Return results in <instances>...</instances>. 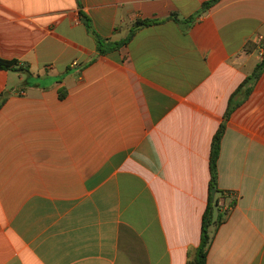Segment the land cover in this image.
Here are the masks:
<instances>
[{
	"label": "crops",
	"instance_id": "1",
	"mask_svg": "<svg viewBox=\"0 0 264 264\" xmlns=\"http://www.w3.org/2000/svg\"><path fill=\"white\" fill-rule=\"evenodd\" d=\"M209 1L0 0V56L26 69H0V264H193L222 124L234 205L207 264H264V72L225 119L264 0ZM81 13L107 48L158 22L101 54Z\"/></svg>",
	"mask_w": 264,
	"mask_h": 264
},
{
	"label": "trees",
	"instance_id": "2",
	"mask_svg": "<svg viewBox=\"0 0 264 264\" xmlns=\"http://www.w3.org/2000/svg\"><path fill=\"white\" fill-rule=\"evenodd\" d=\"M219 1L220 0H210L209 2L205 3L202 10L198 13L197 16L205 13L207 10H209L211 7H213ZM81 16L83 18V22L86 25V27L89 29V31L91 33H93L95 35V37L97 39V43H98V49H99V52L101 54H105L107 52L116 50V49L120 48L122 45L128 44L130 42V40L132 39V37L134 36V33L137 29H139L140 27L148 26L152 23L158 22L157 20H153V19H145V20L137 21L133 27L134 29H133L131 35L126 40L121 41V42H116V43H114V45L112 47L107 48V45H106L107 41H104L103 39H101L93 31V26H92V23H91V20L89 19V17L87 15H85L84 13H81ZM193 20H195V17H192L189 20V22H192ZM0 69L11 70V71H13V70L25 71L26 70L24 67L21 66V64L18 60H16V59L9 60V59H5L1 56H0ZM263 72H264V59L262 62H260L257 65L253 74L251 76H249L248 78H246L241 83V85L239 86L237 91L230 98L228 110H227V113L225 115V119H228V117L230 116L232 111L239 105V103L234 101L235 96L243 90L244 86H247V85H249L248 92L250 93L253 90L254 85L258 82V80L262 76ZM0 106H1V104H0ZM224 131H225V124H222L220 126L218 132L214 136L213 142H212V151H211L212 184L211 185H212V190L215 189L218 194L214 197L213 196L210 197L208 207H207L205 214H204L201 243H200V246H199V249L197 252L196 259L193 262V264H207L208 249H209L210 243H211L212 238H213V236L211 235L210 229L212 226H214V225L218 226L223 221H225L226 216L228 215L229 207L232 206V204L234 205V201H232V203H230V205H228L227 209H225L224 206L220 205V199L224 198L225 201H227L228 196L224 195L223 192H221L217 189V183H216L217 173H218V159H219V156L221 153V142H222ZM216 208L219 210V215L217 218H215V209Z\"/></svg>",
	"mask_w": 264,
	"mask_h": 264
},
{
	"label": "built area",
	"instance_id": "3",
	"mask_svg": "<svg viewBox=\"0 0 264 264\" xmlns=\"http://www.w3.org/2000/svg\"><path fill=\"white\" fill-rule=\"evenodd\" d=\"M77 63H74V65H76ZM220 205L224 206V208L226 209V201L224 198L220 199Z\"/></svg>",
	"mask_w": 264,
	"mask_h": 264
},
{
	"label": "rangeland",
	"instance_id": "4",
	"mask_svg": "<svg viewBox=\"0 0 264 264\" xmlns=\"http://www.w3.org/2000/svg\"><path fill=\"white\" fill-rule=\"evenodd\" d=\"M218 215H219V210L216 208V209H215V218H217Z\"/></svg>",
	"mask_w": 264,
	"mask_h": 264
},
{
	"label": "water",
	"instance_id": "5",
	"mask_svg": "<svg viewBox=\"0 0 264 264\" xmlns=\"http://www.w3.org/2000/svg\"><path fill=\"white\" fill-rule=\"evenodd\" d=\"M213 197L216 195V190L212 191Z\"/></svg>",
	"mask_w": 264,
	"mask_h": 264
}]
</instances>
